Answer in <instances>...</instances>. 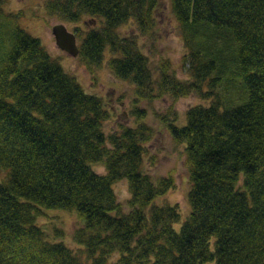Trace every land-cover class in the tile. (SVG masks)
Listing matches in <instances>:
<instances>
[{
    "label": "trees",
    "instance_id": "obj_1",
    "mask_svg": "<svg viewBox=\"0 0 264 264\" xmlns=\"http://www.w3.org/2000/svg\"><path fill=\"white\" fill-rule=\"evenodd\" d=\"M2 3L0 264H264V0H170L185 79L167 62L154 75L137 41L118 33L129 20L141 34L152 31L157 0L46 2L63 21L94 22L77 54L90 69L107 48L111 73L138 97L204 102L186 110L183 125L167 123L189 179L190 211L179 231L177 205L154 202L172 178L143 171L149 128L138 122L106 134L102 99ZM121 180L127 210L113 188ZM42 209L77 215L74 248L49 238L36 221Z\"/></svg>",
    "mask_w": 264,
    "mask_h": 264
},
{
    "label": "rangeland",
    "instance_id": "obj_2",
    "mask_svg": "<svg viewBox=\"0 0 264 264\" xmlns=\"http://www.w3.org/2000/svg\"><path fill=\"white\" fill-rule=\"evenodd\" d=\"M6 13L19 15L17 24L31 36L38 38L49 55L61 67L75 76L83 90L102 99L109 117L104 123L106 134L119 132L122 127H134L139 123L149 128V137L144 143L143 171L154 180L171 177L173 186L163 196L157 197L154 202L158 205H177L180 215L173 227L179 231L181 223L190 211L186 198L189 190L188 173L184 162V150L181 144L172 139L167 123L176 119L175 125L185 123L186 110L204 102L193 95L172 100L169 96L161 98H141L135 93L134 86L125 80L114 76L108 66L111 54L105 49L99 66L90 69L77 56L60 50L51 34L55 24H63L66 29L75 34L76 45L79 46L84 33L91 28L94 22L84 17L76 23L66 22L55 15L48 13L45 8L48 0H2ZM158 5L154 12L155 25L152 31L141 34L134 21L129 20L118 27L120 36L133 37L143 54L148 58L149 65L154 73L162 63L167 62L177 77L185 79L187 65L183 63L185 48L178 30L177 22L172 14L170 0H157ZM95 23V27H98ZM151 32V33H150ZM9 47L8 44L5 48ZM5 49L0 53V67L3 65ZM7 52V51H6ZM94 169L104 173V166L96 165ZM117 200L126 208L130 197L126 180L117 182L114 186ZM41 228L47 230L49 238L62 241L70 247H75L72 241L73 230L81 224L73 212L42 209L36 218Z\"/></svg>",
    "mask_w": 264,
    "mask_h": 264
},
{
    "label": "water",
    "instance_id": "obj_3",
    "mask_svg": "<svg viewBox=\"0 0 264 264\" xmlns=\"http://www.w3.org/2000/svg\"><path fill=\"white\" fill-rule=\"evenodd\" d=\"M51 34L53 35L56 46L60 50L71 56H77L78 46L76 45L74 33L68 31L63 24H55L51 28Z\"/></svg>",
    "mask_w": 264,
    "mask_h": 264
}]
</instances>
